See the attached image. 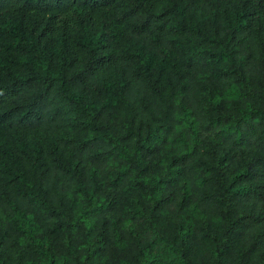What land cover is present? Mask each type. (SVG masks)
Instances as JSON below:
<instances>
[{
    "label": "trees",
    "instance_id": "16d2710c",
    "mask_svg": "<svg viewBox=\"0 0 264 264\" xmlns=\"http://www.w3.org/2000/svg\"><path fill=\"white\" fill-rule=\"evenodd\" d=\"M0 264H264V0H0Z\"/></svg>",
    "mask_w": 264,
    "mask_h": 264
}]
</instances>
